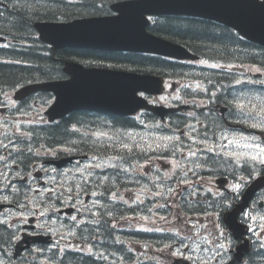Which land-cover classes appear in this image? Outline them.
<instances>
[{"label":"flooded vegetation","instance_id":"1","mask_svg":"<svg viewBox=\"0 0 264 264\" xmlns=\"http://www.w3.org/2000/svg\"><path fill=\"white\" fill-rule=\"evenodd\" d=\"M114 65L125 69L126 62L115 61ZM169 84V80H166ZM176 93V89L172 94ZM41 93L34 94L28 98L29 103L38 104L37 96ZM150 102L154 104H166L179 107L180 110L174 118L181 114L178 119L181 122V140L177 141L181 147V156L178 158L169 157H152L145 164L136 165V161L131 163L132 173L135 179H140L139 185L136 183L133 192L130 195L133 200H137L140 195L147 194L149 197L142 204H135L133 209H141L144 211L157 212V219L146 222L147 229L139 230L138 223L131 221L123 222L120 219V212L125 207L117 199L121 194V162L118 158L120 154L119 133L126 132H159L169 131L171 122L170 117L164 120L158 119L150 110L139 112L132 116H121L115 114H103L91 111H75L79 114L71 118V113L63 120H66V125L74 131H81L86 134L83 142L82 154H70L84 156L80 162H75L78 170L83 175V179L87 184V191L84 195L77 196L78 201L81 197L88 196L84 205L82 222L69 220L66 214H61L64 206H57L59 203L58 189L54 184L48 190L46 186L38 187L37 183H33V177H29L31 172L35 171L34 175L40 172L38 176V184L41 183V178L48 175V171H56L52 166L51 170L45 169L49 158L39 157L34 160L32 156L26 154V149L21 147L18 152L6 154L5 161H14L13 167L19 173L11 175L12 184L15 187L1 188L0 187V203L7 204L6 208L0 212L3 215L0 223V261L10 263L16 261L15 250L16 244L21 237H28L33 241V236L38 239H46V243H32L31 246L18 257L20 264L35 254H40L42 248H51L57 252H62L64 246L70 253L75 249L78 251H86L84 254L89 259L103 260V264H112L117 259V253L111 251L110 246L122 245V237L127 241L125 246L132 255L136 257V253L142 255L148 264H189L187 261L199 260L193 253V245L196 243L195 227L199 224H210L211 221L214 227L219 224L221 231L215 229L214 234L210 232V247L212 258L210 264H227L233 260L237 247L245 240L251 243V250L244 254L241 262L236 261L233 264H249V260L254 255L255 246L261 244L260 236L256 235V231H252L251 227L245 231L244 235L236 238L234 234L224 225L223 221L215 220L217 214L226 213L232 210L240 201L243 194V188L233 190V181L236 178L237 184L241 185V175L238 173L235 176L231 173L223 172L218 174L217 168L231 170L232 162L228 156H222L228 149L226 145L220 146L216 141H202L199 136L203 114L213 115L214 111L204 105L205 101L202 98H187V94L181 99V103L177 100L167 102L171 93H164L162 96L144 95ZM182 96V92H181ZM202 97V95H199ZM204 105L203 107H201ZM232 111H239L232 106L229 107ZM232 108V109H231ZM181 111V112H180ZM192 112L193 114H189ZM200 113H202L200 119ZM199 115L198 117L196 115ZM27 116V115H25ZM6 120L12 121L10 118H15L16 115L4 114ZM213 117V116H212ZM71 118V120H70ZM199 118L196 124V119ZM150 119V120H149ZM41 120H44L42 117ZM62 120V121H63ZM216 120L213 119V122ZM147 122L148 125L144 124ZM154 123V124H153ZM229 125H232L230 123ZM237 128L244 127L241 124L236 125ZM4 129L12 128L11 125L1 126ZM69 129V128H68ZM172 130H176L174 127ZM113 131L116 132L115 143L117 156H107L100 154L98 150L99 160L96 157H90L89 154V133ZM176 132V131H175ZM205 134V130L203 132ZM176 135V134H175ZM166 145V144H165ZM99 147V146H98ZM210 148H215V151H210ZM31 153V152H30ZM191 153H194L191 154ZM58 155V154H56ZM22 156V157H21ZM22 158L27 161L36 162V166H25L21 162ZM171 159L175 161L173 166L170 164ZM217 164L221 162L224 166H213L206 170L205 164ZM74 163V164H75ZM72 164V165H74ZM139 168L143 172H139ZM38 169V171L36 170ZM138 172V173H137ZM8 173V171H7ZM24 174V176H21ZM222 178V180H218ZM98 179V183L94 186V181ZM249 180V177H247ZM3 181L0 180V185ZM93 188V189H92ZM174 196L167 200H153L151 197L160 192H168ZM72 193H66V195ZM100 200V201H99ZM72 202V200H69ZM100 202L102 204L99 205ZM103 202L108 203L103 204ZM114 202V203H112ZM264 203V189L259 191L251 202L249 210L240 216V220L251 226L247 215L252 213L257 206L261 207ZM97 208L94 211L93 208ZM92 211V213H91ZM175 217L171 220V217ZM31 220L33 221L31 223ZM123 224L129 228H123ZM171 225L175 227H171ZM157 227L156 230H153ZM63 229V230H61ZM172 238V239H171ZM188 242V245H187ZM190 243V244H189ZM221 245L223 247L221 248ZM74 246L76 248H74ZM34 253V255H33ZM83 253V252H82ZM109 258H105L104 255ZM106 260L108 262H106Z\"/></svg>","mask_w":264,"mask_h":264},{"label":"water","instance_id":"2","mask_svg":"<svg viewBox=\"0 0 264 264\" xmlns=\"http://www.w3.org/2000/svg\"><path fill=\"white\" fill-rule=\"evenodd\" d=\"M3 2L0 1V4ZM115 16L75 19L69 22L38 21L34 24L42 41L55 49L87 47L108 51L130 50L172 55L177 58L194 56L179 44L158 38L147 31V14H181L218 21L237 30L242 36L264 46V0H130L112 5ZM0 37V41H4ZM68 80L51 81L26 86L17 91L16 98L37 90L57 94L51 119L63 116L76 108L130 114L147 107L139 91L159 93L162 78L107 69H86L77 63L64 68ZM172 109L156 107L164 116ZM62 161L59 165H64ZM264 186V176L250 186L244 202L229 213L226 221L238 229L237 217L248 205L252 195Z\"/></svg>","mask_w":264,"mask_h":264},{"label":"trees","instance_id":"3","mask_svg":"<svg viewBox=\"0 0 264 264\" xmlns=\"http://www.w3.org/2000/svg\"><path fill=\"white\" fill-rule=\"evenodd\" d=\"M113 1L115 0H8V7L0 6V34L28 43V45L12 43L8 47L0 45V103L4 101V95L8 91L28 80L63 76L64 62L77 59L89 62L121 61L126 62L133 70L170 77L210 78L215 82H207L208 92L212 93L217 90V86H223L221 89L223 92L219 91V93L224 96L221 95L218 102L228 105L231 101L228 94L237 92L234 85L235 73L225 76L214 69L196 71L197 68L194 66L158 57L74 48L58 50L55 58L49 46L38 39L33 28V23L37 20H67L78 16L108 13ZM151 30L180 42L210 61L257 65L264 70V47L243 39L233 29L217 22L195 17L163 16ZM228 76L234 78L230 81L227 79ZM247 92L249 97L253 95L255 92L253 84H250ZM78 114V112L73 113L71 118ZM49 129L47 132L40 131L37 134L38 138L49 145L66 142L68 139L69 130L66 120ZM133 146V144H124L123 152ZM70 256L73 264H88V262L95 264L93 259H87L80 254L73 253Z\"/></svg>","mask_w":264,"mask_h":264},{"label":"snow or ice","instance_id":"4","mask_svg":"<svg viewBox=\"0 0 264 264\" xmlns=\"http://www.w3.org/2000/svg\"><path fill=\"white\" fill-rule=\"evenodd\" d=\"M214 67H219V65H213ZM237 83H240V81H237ZM215 94H213L214 96ZM237 107L243 112L247 110V105L245 103H238ZM257 117H261V119L258 122L250 123L249 127L251 128H258L261 130V132H264V107L260 108L258 111L252 110L248 111V119L249 120H257ZM240 122H246V121H240ZM233 135V139L229 141V143L232 144H237L239 145L241 140L245 141L243 144V147L248 148L252 152H255V155H251L250 158L254 161H258L260 164H264V144L257 143L256 138H248V137H243L242 135L240 136L239 139L235 138V134ZM228 134H222L221 139H227ZM210 151H215V148H210ZM194 155V153H191ZM233 156H238V153L233 152L231 153ZM235 189H239L240 185L237 184L234 186ZM223 245H221V248Z\"/></svg>","mask_w":264,"mask_h":264},{"label":"rangeland","instance_id":"5","mask_svg":"<svg viewBox=\"0 0 264 264\" xmlns=\"http://www.w3.org/2000/svg\"><path fill=\"white\" fill-rule=\"evenodd\" d=\"M248 70L249 71H253V72H259L260 70L259 69H257V68H252V67H250V68H248ZM260 93V92H259ZM237 95H239L240 97H243L244 96V93L243 92H241L240 91V88H239V91H238V93H237ZM176 95H173L172 97H175ZM261 96H263V98H264V92H262V94H261ZM263 104H264V99H263ZM259 119H261V117H259ZM241 130H239L240 132L238 133V134H235V133H229V135H228V141L230 140V139H233V135L232 134H235V138L238 136H243V137H248V138H257V136L253 133V131L252 130H250V129H246L245 127H241L240 128ZM227 141V139L224 141V142H226ZM245 143V141H243V140H241V142H240V144H241V146H239L238 147V145L237 146H235L236 147V149L235 150H237V148H239V152H244V153H246V152H248L249 154H250V156L251 155H255V152H252L251 150H249L248 148H245V147H243V144ZM228 145H230L231 146V143H228ZM231 149H233V148H231ZM129 192V193H128ZM130 192H131V190H128V191H122V199H126V197H127V199H130L131 197L130 196H126V195H129L130 194ZM127 203H129V201H127ZM260 219H262L263 220V222H264V211L263 212H257V214H256ZM252 217L254 218V220H253V224H255L256 223V216L255 215H252ZM258 224H260L261 226H263L264 227V223H261V222H258ZM256 229V227L254 228V230ZM63 230V229H62ZM15 264H18V263H15Z\"/></svg>","mask_w":264,"mask_h":264},{"label":"bare ground","instance_id":"6","mask_svg":"<svg viewBox=\"0 0 264 264\" xmlns=\"http://www.w3.org/2000/svg\"><path fill=\"white\" fill-rule=\"evenodd\" d=\"M67 137L68 139H66V143L69 146L73 147L75 150L84 149L83 146L78 143L77 138L74 137L72 134L68 133ZM110 248H111V251L117 253L119 256H123L125 254L123 245H120V246L111 245ZM82 261L84 262L83 258H82ZM69 262L70 264H73V262L71 263V258L69 259ZM84 264H87V263H84Z\"/></svg>","mask_w":264,"mask_h":264}]
</instances>
